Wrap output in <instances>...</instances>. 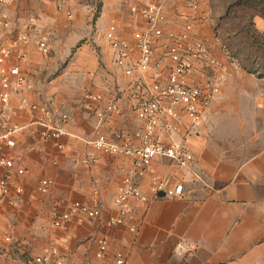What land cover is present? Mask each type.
I'll use <instances>...</instances> for the list:
<instances>
[{"label":"crops","instance_id":"crops-1","mask_svg":"<svg viewBox=\"0 0 264 264\" xmlns=\"http://www.w3.org/2000/svg\"><path fill=\"white\" fill-rule=\"evenodd\" d=\"M198 1L196 33L216 63L197 61L191 80L211 81L221 92L204 110L198 127H191L185 117L177 134L193 155L191 164L180 167L175 160L156 157L153 172L139 179L148 200L131 199L132 213L116 226L108 221L118 213L114 197L132 159L99 150L90 140L98 129L108 139L114 132L140 131L143 121L135 110L136 99L144 81L156 77L151 67L127 75L104 33L114 21L121 38L130 42L129 55L134 59L139 50L133 33L143 20L131 6L162 4L168 17L165 29L175 31L181 29L180 15L192 11L179 0H102L96 13L90 5L72 7L68 0H9L0 5V14L6 13L10 22L7 29L0 27V45L19 37L29 17H37L28 31V44L14 49L5 63L18 66L28 84L13 89L7 105L0 103V119L22 127L13 136L14 146L0 141V152L14 161L11 192L0 193V264H26L30 257L47 252H51L47 264H117L118 254L123 264H264V148L250 157L241 153L239 124L247 120L240 114L242 108H259L261 98L239 82L242 69L210 40L209 3ZM60 4L73 11L71 22L58 10ZM162 40L154 41L159 52ZM11 82L15 86L16 77ZM89 93L101 94L103 100L88 99ZM51 101L69 116L64 125L67 135L45 141L36 123L40 113L31 106ZM110 102L120 107L121 114L99 117ZM233 121L239 122L235 130ZM87 157L96 162L82 163ZM18 168L26 173L19 175ZM154 176L168 187L183 183V195L160 196L162 192L153 190ZM44 179L52 181L48 193L39 190ZM17 186L22 193H16ZM76 201L96 214L74 215L63 226H55V212L68 211ZM102 238L108 241V251L98 259L97 243ZM179 241L185 245L183 256L175 254Z\"/></svg>","mask_w":264,"mask_h":264},{"label":"built area","instance_id":"built-area-1","mask_svg":"<svg viewBox=\"0 0 264 264\" xmlns=\"http://www.w3.org/2000/svg\"><path fill=\"white\" fill-rule=\"evenodd\" d=\"M8 1L0 0V5ZM179 1L192 12L180 15L181 29L178 31L165 29L168 17L162 4L131 6V12L139 15L143 20L142 27L133 33L135 45L139 50V55L134 59L129 55L130 42L121 38L114 21L109 24L104 33L105 39L116 54L117 64L124 68L127 75L131 76L146 67H151L154 69L156 77L153 82L144 81L143 88L139 91L136 99L135 110L143 121L140 131H136L132 135L114 132L113 139H108L98 129L96 137L90 140V143L99 150L116 156H128L132 159L131 170L124 177L122 186L114 197L118 213L108 221L112 226L122 225L126 222L132 213L131 199L140 202L148 200L139 186V179L145 174L153 172V161L156 157L175 160L180 167H188L191 164L193 155L186 150L183 142L177 138V134L184 124L185 117L189 120L191 127H198L202 122L204 110L211 104L214 96L221 92L220 87L211 81L196 83L191 80L197 61L206 58L209 63L215 64L216 59L207 43L196 33L194 14L200 10L199 1ZM58 10L65 13L69 22L72 21L73 11L71 9L60 4ZM36 22L37 17L30 16L24 25L25 32L16 39L0 45V103L3 106L8 104L13 89L19 85L28 84L18 66H6L5 63L14 49L28 44V31ZM9 25L8 15L1 13L0 27L7 29ZM162 37L161 51L159 52L154 41ZM39 45L43 52H48L45 42H41ZM12 76L16 77L15 86L11 82ZM87 97L94 101L103 100L101 94L89 93ZM31 108L40 113L36 123L42 127L41 137L45 141L67 135L64 125L69 116L59 111L55 101H51L47 105H32ZM108 112L121 114L122 111L115 102H110L104 106V110L100 111L98 116L102 118ZM21 128L19 125L10 123L7 119H0V130H3L0 141L4 140L8 146H14L13 136ZM162 135L168 140H164ZM81 162L84 164L94 163L96 158H83ZM13 168V159L0 152V193L3 196L11 192L10 170ZM17 173L24 175L26 170L18 168ZM51 183L50 179L42 180L39 190L42 193H48ZM153 190L156 193L163 191L167 196H182L184 186L179 182L168 187L162 180L154 176ZM15 191L20 194L23 189L17 186ZM81 213L91 217L96 214L88 205L76 201L68 211L55 212L54 225L63 226L74 215ZM130 230L135 232L136 227L132 225ZM8 240L11 238L9 237ZM97 245L96 257L104 259L108 251L107 239H100ZM184 248V243L179 241L175 246V254L183 256ZM117 257L116 263L123 264L124 260L121 254H118ZM50 259L51 252H47L30 257L26 264H47Z\"/></svg>","mask_w":264,"mask_h":264},{"label":"trees","instance_id":"trees-1","mask_svg":"<svg viewBox=\"0 0 264 264\" xmlns=\"http://www.w3.org/2000/svg\"><path fill=\"white\" fill-rule=\"evenodd\" d=\"M256 16L264 20V0H236L219 17L216 29L224 30L229 57L248 73L264 77V32L258 30Z\"/></svg>","mask_w":264,"mask_h":264},{"label":"rangeland","instance_id":"rangeland-1","mask_svg":"<svg viewBox=\"0 0 264 264\" xmlns=\"http://www.w3.org/2000/svg\"><path fill=\"white\" fill-rule=\"evenodd\" d=\"M236 0H208L209 9L211 10V20L207 26V32L209 33L210 40L214 42L216 46H222L224 49V43L226 37L224 36L223 28L217 31L218 19L224 14L226 7ZM69 4L74 7H83L84 5H90L93 7V13H96L97 9L101 7L102 0H68ZM256 26L260 32H264V20L260 16L254 18ZM235 62L239 65V68L243 71V76L239 77V82L242 85L247 86L255 96L261 98V104L259 108L256 106H248L242 108L240 114L245 116L247 120L244 122L233 121V128L241 124V130L243 137L240 140L241 153L246 154L248 157L257 153L264 148V77H259L258 74H250L245 71L239 61L236 59ZM238 92L233 93V97L237 96ZM251 96H247L250 99ZM244 119V118H243ZM242 156V155H241Z\"/></svg>","mask_w":264,"mask_h":264},{"label":"water","instance_id":"water-1","mask_svg":"<svg viewBox=\"0 0 264 264\" xmlns=\"http://www.w3.org/2000/svg\"><path fill=\"white\" fill-rule=\"evenodd\" d=\"M160 196H164L165 195V192L162 191V193L159 194Z\"/></svg>","mask_w":264,"mask_h":264}]
</instances>
